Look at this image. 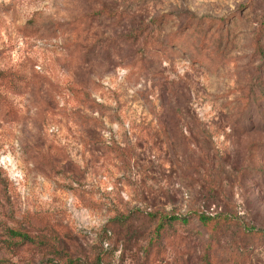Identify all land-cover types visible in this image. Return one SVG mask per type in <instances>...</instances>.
Listing matches in <instances>:
<instances>
[{
    "label": "rangeland",
    "instance_id": "rangeland-1",
    "mask_svg": "<svg viewBox=\"0 0 264 264\" xmlns=\"http://www.w3.org/2000/svg\"><path fill=\"white\" fill-rule=\"evenodd\" d=\"M0 264H264V0H0Z\"/></svg>",
    "mask_w": 264,
    "mask_h": 264
},
{
    "label": "trees",
    "instance_id": "trees-1",
    "mask_svg": "<svg viewBox=\"0 0 264 264\" xmlns=\"http://www.w3.org/2000/svg\"><path fill=\"white\" fill-rule=\"evenodd\" d=\"M196 220L200 225L205 227L206 229L212 230L214 235L218 234L220 230H222L223 225L226 223L227 218L221 216H210L204 213H196ZM151 220H154L153 227V237L154 240L158 241L160 236L164 232L165 228L171 226L174 223L186 224L188 222V217L186 216H178L175 214H166V213H157L153 212L148 215ZM16 238L21 239L23 241H31L24 234H19L18 232L13 234Z\"/></svg>",
    "mask_w": 264,
    "mask_h": 264
}]
</instances>
